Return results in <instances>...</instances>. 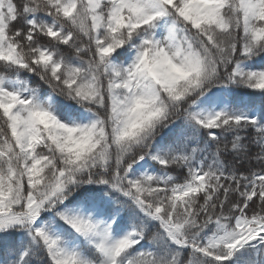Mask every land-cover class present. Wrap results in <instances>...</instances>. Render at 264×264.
Returning a JSON list of instances; mask_svg holds the SVG:
<instances>
[{"label": "snow or ice", "instance_id": "snow-or-ice-1", "mask_svg": "<svg viewBox=\"0 0 264 264\" xmlns=\"http://www.w3.org/2000/svg\"><path fill=\"white\" fill-rule=\"evenodd\" d=\"M0 264H264V0H0Z\"/></svg>", "mask_w": 264, "mask_h": 264}, {"label": "trees", "instance_id": "trees-1", "mask_svg": "<svg viewBox=\"0 0 264 264\" xmlns=\"http://www.w3.org/2000/svg\"><path fill=\"white\" fill-rule=\"evenodd\" d=\"M32 82H33V84H36V83H38L39 81H38V79H37L36 77H32Z\"/></svg>", "mask_w": 264, "mask_h": 264}]
</instances>
